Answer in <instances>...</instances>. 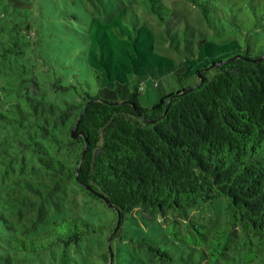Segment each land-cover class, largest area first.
Wrapping results in <instances>:
<instances>
[{
    "label": "trees",
    "instance_id": "trees-1",
    "mask_svg": "<svg viewBox=\"0 0 264 264\" xmlns=\"http://www.w3.org/2000/svg\"><path fill=\"white\" fill-rule=\"evenodd\" d=\"M128 1L108 21L56 5L41 22L34 0H0V264H73L103 226L60 215L70 181L118 217L104 264H264V33L252 40L243 28L251 19L264 32V0H188L211 29L228 5L236 29L201 34L180 62L157 51L149 21L170 32L175 8ZM61 19L74 24L95 90L30 54L34 32ZM167 74L180 89L143 106L131 81ZM204 204H225L227 221L194 217ZM140 216L158 229L136 230Z\"/></svg>",
    "mask_w": 264,
    "mask_h": 264
},
{
    "label": "rangeland",
    "instance_id": "rangeland-1",
    "mask_svg": "<svg viewBox=\"0 0 264 264\" xmlns=\"http://www.w3.org/2000/svg\"><path fill=\"white\" fill-rule=\"evenodd\" d=\"M34 1V5L30 9L33 10L34 16H40L36 18V21L40 20L41 22H48L46 18H43V13H57L60 11L56 5H63L65 11L67 10V6L76 12H81L86 15L88 20L91 15L102 21H108L119 8L129 3L128 0ZM168 2L178 13L176 25L171 26L170 32L167 30L166 26L155 17L151 16L149 21L150 26L155 31L157 51L174 58L177 62L182 61L186 56L191 57L193 52H197V44L201 34L212 38V36L214 37L216 34H222L224 30H230L231 28L236 29L233 24H229L228 20H226L227 16L229 17V14L231 15V13H226L228 5H225V10L223 9L225 13L222 18L223 23L221 20L213 17L214 21H218V26L217 29H211L206 24L200 10L188 0H168ZM51 6H54L53 9L50 8ZM51 17L53 18V22H56V16ZM71 22L72 20L61 19L57 24L59 26L56 29L54 28L53 31H35L36 46L33 47L34 52L30 51V54L35 57L36 53L40 52L43 57L42 61L51 65V73L57 72L58 75L65 76L67 82L77 85L79 90L83 92L84 89L88 88L89 83L92 89H94L95 86L91 74L86 68L84 59L78 55L80 52L78 47L79 38L76 35L74 24ZM243 28L244 30H248L252 40L260 38L264 33L263 30L259 33L256 32L254 22L251 19L245 21ZM49 33L52 36H49ZM186 84L192 85L194 84V80L189 79ZM138 86L144 87V90L140 91V102L145 107L153 105L161 98L173 91L179 90L181 87L173 74H167L158 78L146 76L135 77V79L131 81L130 87L133 89ZM75 92L76 90L73 89V93ZM67 192L68 194L64 195V200L66 201L64 207L65 211L61 212L60 215L65 216L68 213L76 214L90 219L98 226H103L99 232L89 234L88 237L85 238L86 240L81 242L79 248L73 251V264H104L103 261L100 260V254H102L104 250L103 241L111 237V230L118 219L116 213L108 208L104 202L94 200L84 192H81L79 187L72 181H70V187L67 189ZM66 198L70 199L69 204ZM224 206L221 208V206L217 204H204L200 211L196 208L191 210V213L194 217L199 216L202 221L210 225H219L227 221L228 215L226 214ZM173 216L172 213H169L166 217H159V221L163 225H166L168 223L167 220L173 218ZM51 218L53 219L54 216ZM139 220L142 226L135 225L134 228L136 230L143 229L152 232L158 229V226H155L154 222L146 218L140 216ZM117 263L127 264L121 257L118 259ZM46 264L51 263L46 262Z\"/></svg>",
    "mask_w": 264,
    "mask_h": 264
},
{
    "label": "water",
    "instance_id": "water-1",
    "mask_svg": "<svg viewBox=\"0 0 264 264\" xmlns=\"http://www.w3.org/2000/svg\"><path fill=\"white\" fill-rule=\"evenodd\" d=\"M204 80L205 79H203L202 81H204ZM196 86H198V85H196ZM75 131H76V128L74 129L73 133H75ZM74 137H76V136H74ZM110 207H112V206H110ZM111 241H112V239L110 240L109 244H111Z\"/></svg>",
    "mask_w": 264,
    "mask_h": 264
}]
</instances>
